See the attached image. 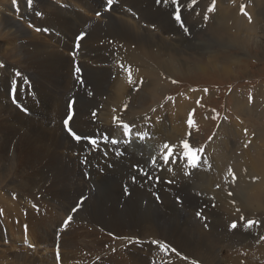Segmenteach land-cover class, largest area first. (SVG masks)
<instances>
[{"label":"rangeland","instance_id":"374dc122","mask_svg":"<svg viewBox=\"0 0 264 264\" xmlns=\"http://www.w3.org/2000/svg\"><path fill=\"white\" fill-rule=\"evenodd\" d=\"M190 1V12L192 13V17L189 28L184 22L182 27L181 23L176 21L177 25L180 27L181 36H188L190 31V35L188 36L190 47L185 48V46H181L179 50L176 49L173 51V59L169 65L164 62L157 68L153 67L151 64L138 65L129 60L131 67H126V61L121 64L119 60L121 57L117 58L113 63L112 60L109 59L111 62L109 67L111 68H125L126 71H128L129 68L131 69V82H129V77H125V82H127V85H125H129L128 91L131 93L127 96L133 94V99L126 108L125 104H122V106L118 104L115 107V103H113L111 105L109 104L108 109L111 113H115L118 116L122 115L124 120L128 123H133L140 118L142 122L152 119L154 121L156 120L155 122L161 126V130H167V132L172 131V133L178 137L177 141L179 139H184L188 141L194 149L203 150L200 153L199 166L191 168L183 158V149L180 147L181 143L177 146L173 145L176 149L177 155H175V160L177 163L174 164L170 161L168 165L163 163L161 156L162 146L167 143V141L160 139L156 145L148 146L149 152L144 146L142 153L148 158H150V154L155 152L156 148L160 149L161 152L159 151V157L161 156V159L159 167L156 168L153 166L150 160L151 167L155 172L165 174L160 177H170L174 181L169 183L170 180L168 178H163L161 196L155 198L152 196L151 199L153 202L151 209L146 207L142 208V210L149 209L148 211L151 213L150 216L159 220V218L163 216L162 210H165V204L161 203V201H163L162 197L164 195H170L167 190L169 188L177 189L176 195L179 191H182V193L184 192V200L180 196L174 197L175 201L174 204H172L173 214L166 211L165 220L167 222L169 218L167 224L172 225L177 230L181 229L179 238L177 239L184 240L186 236L184 238L182 233L185 232L187 235L186 231L191 230L193 225V222L190 221V216H193L192 219L194 222L202 221L203 223L201 222V224L202 227H204L206 222L203 217L207 214L205 208L210 205L215 206L210 212L221 214L219 212L221 206L217 203L216 200L218 198L215 196L214 192L218 193L222 190L224 194L228 196L232 195V189L235 184L233 183L232 175L229 173V169H231L237 174H242L243 176L247 175L246 179L249 177L247 183H239V186L242 188L238 187L239 189L237 188L235 193L238 195L247 193L246 200L254 210L252 211L253 216L251 217H249V211H243L247 212L245 215L246 218L244 215L240 216V219L243 217L242 220L245 221V225H248V220L256 221L254 224L255 226H252L255 230L252 231L249 236V239L254 240L259 238L258 236L264 235V228L261 226L264 220V0H260L259 3L257 2L254 7L250 3V0H220V6L223 7H218L216 5V0L215 11L213 12L207 11L209 5L212 4V0H195V4L193 0ZM46 2L55 5L59 4L61 9L65 8L67 3L70 4L69 7L73 9L77 8L86 19L92 22L91 28L95 24L101 23L100 27L102 29L104 27L105 30L104 23L100 22L103 12H108L111 15L114 14L112 9L111 11L105 10L106 0H103L104 5L94 8V13L88 11L84 14V10L81 9L80 6L85 8V5L81 0H46ZM2 3L3 5H0L1 15L13 17L19 22L18 25L24 28L21 30L22 38H20V40L22 43L17 40L18 45H23V49L32 51L30 48V43L32 42L30 39L31 36L34 40L47 44L48 47L56 48L58 54L68 55V57L71 58V76L74 81L73 85L70 86L67 93H65L67 96L69 95L68 98H70L69 100L71 102L72 98L75 100L76 96L72 93L74 91L75 93H79L80 88H84L86 84L83 76L82 79H80L83 70L82 67L80 69L79 65H81L80 60L83 54L79 53V49L83 47L81 52H84V38L91 34V28L89 32H86V30L81 32L85 34L83 39L77 41V37L81 35V33H79L77 36L74 34V39L72 37L71 40L67 38L66 34L63 36L60 34L61 32L51 30L50 27H57L59 24L63 25V21L55 15L42 14L47 11L45 5L40 3V0H32L31 5L27 3V0H15V3L13 0H2ZM131 3L135 4L136 0H114L112 7H118V11L120 12L116 20L126 22L130 27H134L132 21L139 19V15L138 12L132 8ZM241 8H243V12ZM249 8H253L254 13L250 12ZM64 10L71 14L66 8ZM124 11L128 12L129 16L123 15L122 13H124ZM97 12L101 13L99 17L96 15ZM244 13H247V15ZM254 14L257 15L259 20L254 26V28H256L255 31L252 30L246 34L244 31L235 27L240 15H243L245 19L250 22L252 17L254 19ZM44 16H50L53 18V22H48L47 20L46 24L42 26H37L35 22H33V20L35 19L36 21L37 18L44 21ZM206 16L208 17L207 19L204 18ZM58 20H60V23ZM6 26L10 25L7 23H0V30L5 29ZM37 28L41 29V31H37ZM143 28L145 27L143 26ZM2 33L4 35L0 37V51L2 48H5L9 42V40L7 41L4 39L6 35L4 31H2ZM218 35L220 37L223 36L224 39L222 40L227 41V43H223ZM58 37L66 40L67 43L65 48L57 49V44L54 41ZM172 42L180 44L179 35L174 36ZM77 43L79 45L78 47ZM29 53L30 52L26 54ZM160 57L164 58L162 59L164 61H169L168 55H160ZM86 58H88V56H86ZM0 59H6L4 61L7 62L9 61L3 56L0 57ZM8 59L12 60L11 57H8ZM1 60L0 63H3ZM174 65L176 69L168 70L169 66ZM12 66H14V64H12ZM77 67L80 69L79 72H76ZM4 69L3 66L0 67V74L7 78L11 70L9 72ZM15 69V73L11 72V78L5 81L6 84L8 83L11 85L13 83L16 85L17 82L23 83L26 81L28 87H34L31 84L32 82L28 79V76H24L17 68ZM17 72L20 73L19 76L16 75ZM58 73L61 74L60 71H58ZM73 75L76 77H73ZM31 76H33L34 80L39 79V76L35 74ZM63 78V76L60 77L59 82H61ZM141 84L144 86H139ZM37 87L41 89L38 91V96H36V94L32 97L28 96L29 99H34L33 103L36 102L37 105L33 104L35 109L33 108L31 111H27L22 106L25 111H21L25 113V116L29 119L33 117L30 121L34 120L32 122L38 124L40 129L36 131L38 132L37 135H43V132L51 128L49 127L50 122H54V120L50 119L52 115V117H60V120H58L59 122L56 121V123H58L57 126L60 127V130L63 132L64 136L67 137V140L76 142L77 140L72 136L69 137L71 134L68 128L76 132V128L73 127V121L74 119L82 121L80 117L75 116L74 110L64 111V116L55 115L54 110L50 113L52 105L49 103L50 98L48 97V90H44L46 91V93H44L42 89L43 87L49 88V84L42 83L41 86L37 85ZM3 90L4 84H1L0 92ZM249 97L252 98L251 102ZM106 98L107 95L105 94L103 100ZM73 103L74 101L71 103V107H73ZM13 105L16 107L19 106L18 104ZM100 107H102V104H100ZM109 111L107 115L111 120L107 122L116 123ZM116 115L115 118L117 117ZM69 116H71L69 121H71L72 125L69 122L68 126L65 127L63 122ZM189 119L193 121L191 125L188 124ZM86 121H95V118L86 119ZM101 126L105 127L106 123H101ZM36 132L33 134H36ZM33 134L29 136L33 137ZM43 141L46 143V140ZM91 141L92 139L90 138L85 141L84 144L86 145L82 150H77V147L73 149V152L65 151L64 153L66 155L73 154L74 157L81 156L80 162L78 163L82 173L80 177L85 184L91 186L92 189L90 193L95 194V185L101 184L102 186L108 187L104 181L113 182L116 180V182L120 184L121 179L117 174H105L104 180L99 181L90 175L94 174L93 172L97 171L98 167L94 165V163L88 162L87 157L82 153L89 152L95 146ZM133 141L134 140L131 142ZM133 143H136V141ZM70 148L72 149V147ZM131 149L136 151L139 149V146L136 144L135 146L131 145ZM5 166L6 163H0V192L4 193V198L1 197V199L6 201L3 205H0V222L3 224V232L6 237L4 241L2 240L0 242V264H52V262L47 263V259L50 261L52 256H54L55 264H58L57 256L61 264H66L67 262V264H116L117 262L127 264L132 254L131 248L133 250L135 247L140 249L142 255H145L144 253L151 254V247L149 248L147 245L149 243L151 244V242L154 245L153 248L157 246L158 253L157 257H153L152 262L154 264H157L158 260V264H175L174 262L176 260L179 261L182 259H184L183 264H202L199 260H202L201 258L205 259L208 256V252H212L213 250L216 253L218 252L219 259L210 264H231L230 256H234L235 254L239 257H244L243 260L252 262L253 264H264V261L258 263V259H262L264 253H249V250H244L246 249L244 248L245 245L238 243L237 239H234V242H225L222 240L223 238L210 229L208 225L204 227L206 231L203 229L204 231L202 233L204 237L202 234H198L197 236L204 245L203 250L198 255L201 258H198L199 260L194 259L195 261H189L186 260L188 256L181 253L178 246L177 249L168 246L170 235L164 236V234H170V230L166 232L162 230L161 232L163 235L150 239L147 233L137 236V234H131L129 232L128 235H126L118 231H113L111 230L110 224L105 222L98 221L103 225V228L102 226H97L93 222H83L78 216V213L81 211V206H79L80 209L78 208L75 212H73L72 209L77 207L82 197L84 199L86 198V194L76 200V205H70L71 209L65 211L67 208L65 207L59 211L58 207L60 205L58 206L57 204L60 201L62 202V200H55L56 196L54 194H45L39 191L34 194L35 196L33 195V198H28V196L21 197V189H19L17 185H19L23 179H29L32 176L23 174L25 173V168L22 167L21 169H17V171L11 170L13 173L9 171L6 174L3 170ZM251 166L255 167V170L252 173L253 175L250 176L248 174V169L251 168ZM109 168L111 169L110 166ZM168 169H172V171H168ZM102 172V170L99 171L101 175ZM185 173L188 174L186 175ZM236 179L237 176L234 180L235 182ZM217 185H219V187H217ZM38 187L39 183L30 190L36 191ZM123 187L127 189L126 196L124 194V196L127 197L128 193L131 194L130 185L123 183ZM134 187H136V190L138 189L137 184ZM131 190H134V188ZM14 201H18L21 205L11 204V202ZM51 203L53 204L51 205ZM195 204L198 208L196 206H194L195 208L188 206ZM215 208H217V210ZM229 209L228 207H222L221 217L230 219L233 213L230 212ZM237 209H239V207L234 208L232 211L240 212L237 211ZM198 211L202 213V216L199 218L196 216ZM69 215L72 216V220L65 225L64 221ZM39 217L45 220L44 231L39 235L46 236V238L49 239L47 243H45L44 240L39 241L34 237L29 226L30 222H33ZM100 217L102 220L110 222V217L105 211H99L97 213V218ZM108 226L110 227L109 230L107 229ZM245 229L248 230V227ZM62 239H64V241L72 240V248L69 253L66 247H62ZM124 239H127L125 243L126 246H123L125 242ZM187 239H193V236L191 235ZM154 240L158 241V243H153ZM177 243L180 242L178 241ZM173 249H175V251H173ZM245 252H248V256L252 257L246 258L245 256H247V254ZM240 254H242V256ZM243 254L246 255L244 256ZM158 257L159 259H157ZM255 257H257V259ZM189 258L193 259V257Z\"/></svg>","mask_w":264,"mask_h":264},{"label":"bare ground","instance_id":"6f19581e","mask_svg":"<svg viewBox=\"0 0 264 264\" xmlns=\"http://www.w3.org/2000/svg\"><path fill=\"white\" fill-rule=\"evenodd\" d=\"M81 2L85 5V8L80 6L81 9L84 10L83 14L88 11H90V13H94V8L104 5L103 0H81ZM190 2V0H181L180 3L181 17L188 28L192 17V13L190 12ZM257 2L259 3L260 0H250L253 7ZM40 3L45 5L47 11L42 14L55 15L63 21V25L59 24L57 27H50L51 30L61 32L60 34L63 36L66 34L67 38L70 39L72 37L74 39L75 35L77 36L85 30L86 32L90 31L92 22L86 19L77 8L73 9L69 7L70 4L67 3L65 8L71 14L65 11V8L61 9L59 4L55 5L53 3L46 2V0H40ZM0 5H3L2 0H0ZM216 5L218 7H223L220 6V0H217ZM132 8L136 10L139 15V19H136V21H132L130 19L133 22L132 25L134 27H130L126 22L116 20L117 15L120 12L118 11V7H112L111 9L114 12L113 15L102 11L103 15L100 22L104 23L105 30L104 27L103 29L100 27L101 23L95 24L91 28V34L84 38V52H81L83 47L79 49V53L83 55L81 56V60L79 59L81 65H78L80 69L82 67L83 70V74L80 79H82L83 76L86 84L84 88H80L79 93H75V91L72 93L76 96V99L74 100V98H72V102L74 101V103L71 109H69V104L72 102L69 100L70 98H68L69 95H66L68 89L73 85L74 81L71 76V58L68 57V55L58 54L56 48L48 47L47 44L41 41H36L31 38V36L30 39L32 42L30 43V48L32 51L23 49V45H18L17 40L21 42V30L24 28H22L21 25L19 26V22L13 17L6 15L2 16L0 13V23H7L10 25L6 26L5 29L0 30V37H3L4 34L2 31H4L6 34L4 39L7 41L9 40L8 45L0 51V57L3 56L9 61L7 62L4 61L6 59H0L3 61V63L0 64H2V66L9 72L11 70L12 73H15V68H17L24 76H28V79L34 86L28 87L26 81L23 83L17 82L16 85L13 83L11 85L8 83L6 84L5 81L11 78V72L8 74L7 78L6 76L0 74V85L4 84V90L0 92V163H6V166L3 169L6 174L11 170L17 171V169H21L22 167L25 168V173L23 174L32 176L29 179H23V181L17 185V187L21 189V197L28 196V198H33V195L39 191L45 194H54L56 196L55 200H62V202L60 201L57 204L58 206L60 205L58 207L59 211L65 207H67L65 210L67 211L71 209L70 205H76V200L86 194V198L80 205L81 211L78 213L81 221L90 223L93 222L99 227L102 226V228L103 225L98 221L105 222L110 224L111 230L113 231H118L119 233L126 235H128L129 232L131 234H137V236L147 233L148 238L150 237V239L163 235L161 232L162 230H165V232L170 230V234H164V236L170 235V238L168 239V246L175 249H177L178 246L180 248V252L188 256L186 260L195 261L194 259L197 260L198 258H201L198 255L203 250L204 245L197 236L198 234H202L204 237L202 232L204 230L206 231V229H204L205 226L202 227V221L194 222L192 219L193 216H190V221L193 222L191 230L186 231L187 235L185 232L182 233L184 238L186 236L184 240L177 239L179 238L181 229L177 230L172 225L167 224V222H169V218L167 219V222L165 221L167 214L166 211L173 214L172 204H174L175 201L174 197L180 196L183 198L184 192L182 193V191H179L176 195L177 189L175 188H169L167 190L170 195L163 194V201H161V203L165 204V210H162L163 216L159 218V220L150 216L151 213L148 210L151 209L153 202L151 197L153 196V198H155L161 196L163 178H168L171 183L174 180L170 177H160L165 174L157 173L151 167L150 160L152 161L153 158L158 161L155 167H159L161 159V156L159 157V148H156L155 152L149 155L150 158L142 153L144 146L149 152L148 146L156 145L160 139H164L167 141V144L172 146L179 145L184 139H179L177 141L178 137H176L172 131L167 132V130H161V126L155 122L156 120L154 121L152 119L142 122L140 118L133 123H128L124 120L122 115L119 114L120 116H118L115 113H111L108 109L109 104L111 105L113 103H115V107L118 104L121 106L122 104L128 106L133 99V94L127 96L128 94H131L130 91H128L129 85L126 86L127 82H125V77H129L128 71H126L125 68L114 69L109 67V64L111 63L109 59H111L113 63L117 58L121 57L119 60L121 61V64L126 61V67H131L129 60L137 63L138 65L151 64L153 67L157 68H159L164 62L169 65L173 59V51L176 49L179 50L181 46H185V48L190 47L188 37L190 35V31L188 36H181L180 27L177 25V22L173 17L174 5H172L171 0H168V3H164L162 0L159 4H157L155 0H136V3L132 4ZM249 10L254 13L253 8H249ZM122 14L129 16V13L126 11ZM47 20L48 22H53V18L50 16H44V21L37 18L36 21L34 19L33 22H35L37 26H42L43 24H46ZM60 20H58L59 23ZM248 22L249 21H247L243 15H240L235 27L244 31L246 34L252 30L255 31L256 28H254V26L259 22L257 15L254 14V19L253 17L251 18V21L249 22L251 25ZM143 26L145 28H143ZM176 35H179L180 37V44L172 42L174 36ZM220 38L223 43H227V41L222 40L224 39L223 36ZM54 42L57 44V49L65 48L67 43L65 39H60L59 37L56 38ZM72 47L74 48L73 45ZM28 52L30 53L26 54ZM160 55H168L169 61L167 62L162 60L164 58H161ZM86 56H88V58H86ZM8 57H11L12 60L8 59ZM12 64H14V66H12ZM174 66H169L168 70L176 69V66L175 68ZM58 71H60L61 74H59ZM32 74L39 76V79L34 80L33 76H31ZM62 76L64 78L61 82H59V78ZM74 76L75 75H73V77ZM42 83L49 84V88L43 87L42 89L43 91L48 90L47 93L50 98L49 103L52 105L50 113L54 110L55 115L64 116V111L74 110V114H76L75 116L80 117V120L82 121L77 119H74L73 121V127L76 128L75 133L81 137L80 140H77L76 142L68 141L67 137L64 136L63 132L60 130V127L57 126L58 123H56V121L60 120V117H52V115L50 119L54 120V122H50L49 127L51 128L47 127L48 129L43 132L44 136L41 134L37 135L38 132L36 131L40 129L38 124H34L32 122L34 120L30 121L33 117L29 119L25 116V113L21 112L22 110L25 111V109L27 111H31L34 108L33 104H36V102L33 103L34 99H29L28 96L32 97L34 94L38 96L37 94L40 88L37 87V85L41 86ZM139 86L143 87L144 85L141 84ZM44 93H46V91H44ZM105 94L107 95V98L103 100V96ZM13 104H18L19 106L16 107ZM100 104H102V107H100ZM22 106L25 109H23ZM106 109L113 117H115V115L117 116V119L115 120L116 123L107 122L111 119L107 115L108 111ZM93 113H95V115H93ZM85 118L88 120L90 118H95V121H86ZM69 122L71 123V121ZM103 122L106 123L105 127L101 126V123ZM121 122L130 126L131 135H124V130L120 127ZM35 132L36 134H33ZM30 134H33V137L29 136ZM89 138L96 141L95 146L89 152L82 154L87 157L88 162L94 163V165L98 167V170L94 171V174L90 175L99 181L104 180L105 174H117L121 179L120 184H118L116 180L113 182L104 181L108 187L102 186L101 184L95 185V194L90 193L92 189L91 186L89 184H85L80 177L82 173L78 163L80 162L79 160L81 156L74 157L73 154L66 155L64 153L65 151L73 152V149H76L77 147V150L84 149V146L86 145L84 143ZM112 139H117L119 143L113 144L111 142ZM43 140H46V143ZM132 140L136 141V143H133L134 141L131 142ZM82 144L84 145L81 146ZM135 144L139 146V149L136 151L131 149V145L135 146ZM70 147H72V149ZM175 159L176 156L171 158V160L175 161L174 164L177 163ZM101 170L103 171L102 175L99 173ZM254 170L255 167L251 166V168L248 169V174L250 176L253 175L252 173ZM11 173L13 172L11 171ZM235 175L237 176L236 182L234 181L235 179L232 180L236 187L234 186L232 189L233 193L231 196L224 194L222 190L218 193L214 192L215 196L218 198L217 199L215 197L217 199L216 201L219 203V206H221L219 212L222 214V207H228L230 208V212L233 213L231 218H223L221 217V214L210 212L215 207L212 205L205 208L207 214L203 218L206 225H208L215 233H218L219 236L223 238V241L234 242V239H237L238 243L245 245L244 248L246 249L244 250H249V253H264V235L258 236L259 238L254 240L249 239L250 233L254 231L255 228L245 225V221L240 219V216L242 215L246 218L245 215L247 212L243 211H249V217L253 216L252 211L254 210L246 200L247 193H243L242 195L235 193L238 187L242 188L239 186V183H247L249 177L246 179L247 175L243 176L242 174L237 173ZM37 183H39L37 190L31 191L30 189H32ZM123 183L130 185L131 194L128 193L127 197H125L126 192L123 187ZM136 184L138 186L137 190L136 187H134ZM132 188H134V190H131ZM210 192L212 193L211 190ZM3 196L4 193L0 192V205H3L6 202L4 199H1V197L4 198ZM11 204L21 205L18 201L11 202ZM52 204L53 203H51V205ZM188 206L194 207L196 204ZM146 207H149V209L142 210V208ZM236 207H239L240 212L232 211ZM215 209L217 210V208ZM99 211H105V213L110 217V222L102 220L101 217L97 218V213ZM234 222L237 225L235 229L231 227ZM29 226L33 236L39 241L44 240L45 243L49 241L46 236L39 235L45 228V220L43 218L39 217L35 219L33 222L29 223ZM261 226L264 228V220ZM110 227L108 226L107 229L109 230ZM246 227H248V230L245 229ZM191 235L193 236V239H187ZM5 238L3 224L0 222V242L2 240L4 241ZM124 240L125 242L123 243V246H126L125 243L127 239ZM178 241L180 243H177ZM62 245V247L67 248L69 253L72 248V240L64 241V239H62ZM147 245L149 248L151 247V254L144 253L145 255H142L140 253V249L135 247L133 250L131 248L132 254L127 264H154L152 260L153 257L158 256L157 246L156 248H153L154 245L152 242ZM240 255L242 256V254ZM189 257H193V259H190ZM230 257L231 264H253L252 262L243 260L244 257H239L236 254ZM245 257L247 258L252 256H248L247 254ZM255 258L257 259V257ZM157 259H159V257ZM201 259L202 260H198L201 261L202 264H210L211 262L219 259V255L218 252L216 253L213 250L212 252H208V256L205 259ZM263 259L264 257L262 259H258V263L263 262ZM48 260L49 259H47V263L52 262V264H55L54 256L51 257L50 261ZM183 260L184 259L179 261L176 260L174 263L183 264ZM57 261L58 264H61L58 256ZM158 263L159 260L157 261V264ZM116 264L125 263L117 262Z\"/></svg>","mask_w":264,"mask_h":264},{"label":"snow or ice","instance_id":"6c2138e0","mask_svg":"<svg viewBox=\"0 0 264 264\" xmlns=\"http://www.w3.org/2000/svg\"><path fill=\"white\" fill-rule=\"evenodd\" d=\"M13 2L15 3V0H13ZM155 2L157 4L161 3L162 0H155ZM164 3H168V0H163ZM27 3L29 5L32 4V0H27ZM114 3V0H106V4H105V10L106 11H111V8H112V5ZM171 3L172 5H174V19L181 23V26L183 27V20H182V17H181V8H180V3H181V0H171ZM193 3L195 4V0H193ZM215 4H216V0H212V4L209 5L207 11L209 12H213L215 11ZM241 11L243 12V8H241ZM39 14V13H38ZM245 15H247V13H244ZM96 15L99 17L101 15L100 12H97ZM205 19H207L208 17H204ZM250 19V17H249ZM37 31H41V29L37 28L36 29ZM187 30V29H185ZM84 33H81V35L79 37H77V41H79L80 39H83L84 37ZM78 43H77V47H78ZM0 67H2V65H0ZM80 69L79 67L76 68V72H79ZM128 73H129V82H131V69L129 68L128 69ZM17 76L20 75L19 72L16 73ZM251 97H249V100L251 102ZM127 107V105H125V108ZM69 108H71V103L69 104ZM93 115H95V113H93ZM71 119V116H69L67 119L64 120V125L65 127L68 126V123H69V120ZM114 120H116L117 118H113ZM193 123V121L191 119L188 120V124L191 125ZM120 127L124 130V135L125 136H128V135H131V128L128 124H125L123 122L120 123ZM68 131L69 133L71 134V136L76 139V140H80L81 137L78 136L75 132H73L71 130V128H68ZM113 144H116V143H119V141L117 139H112L111 141ZM91 143L95 144L96 141L95 140H92ZM180 147L183 149V152H182V155H183V158L187 161L188 163V166L191 167V168H195V167H198L199 164H200V153L203 151L202 149H194L192 147V145L186 141V140H183L181 141V144H180ZM176 155V149L174 146L172 145H169L167 143H165L163 146H162V152H161V156H162V160H163V163L164 164H168L170 161L171 162H175L174 160H171L172 157H174ZM153 166H155L157 164V160L155 158H153V160L151 161ZM142 171V170H141ZM168 171H172V169H168ZM229 173L230 175H232L233 179L236 178V175L234 173V171H232L231 169H229ZM186 175L188 173H185ZM135 179V178H134ZM169 183H171V181H169ZM217 187H219V185H217ZM125 192L127 193V189H125ZM231 195V193H230ZM83 199L84 198H81V201L78 202L77 204V207L73 208L72 211L75 212L78 210L80 204L83 203ZM237 211H240L239 209H237ZM196 216L199 218L202 216V213L201 212H197L196 213ZM243 219V217H241ZM72 220V216L69 215L67 217V219L64 221V224L67 225L68 223H70ZM248 226L251 227L253 226L256 221H253V220H248ZM207 226V225H205ZM231 227L233 229H235L237 227L236 223H232ZM153 243H158V241H153ZM173 251H175V249H173Z\"/></svg>","mask_w":264,"mask_h":264}]
</instances>
